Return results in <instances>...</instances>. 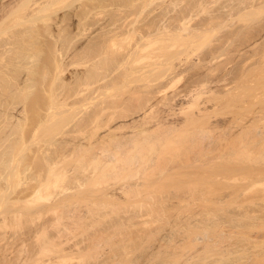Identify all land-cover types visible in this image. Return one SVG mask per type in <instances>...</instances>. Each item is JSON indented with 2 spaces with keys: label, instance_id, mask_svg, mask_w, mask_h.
I'll return each instance as SVG.
<instances>
[{
  "label": "rangeland",
  "instance_id": "374dc122",
  "mask_svg": "<svg viewBox=\"0 0 264 264\" xmlns=\"http://www.w3.org/2000/svg\"><path fill=\"white\" fill-rule=\"evenodd\" d=\"M0 1L3 2V4L0 2V6L2 7L10 2L11 4L14 2L13 0ZM86 1L87 0H68L67 4H70L67 5L68 10H63H66L67 13V11H70L73 8L72 10H77L76 13H79V11L82 12V6ZM137 1L138 2H134L135 5H137L135 6V9L138 8L139 10H141L140 8H143L145 5H148L147 7H149H144L146 9H144L145 12H143V15L139 16V18L137 17L138 19H140L138 20L139 22H137L142 26H144V22L152 21L155 18L160 19V16L164 15V12L167 10L168 4L170 5V7H168V10L170 8L173 11L167 10L169 13L167 14V12H165L167 14V17H171L172 15V17H179L178 11L179 9H181V7L176 8L177 5L176 7H174L175 5H171L174 4L172 2L173 0H156V2L154 1L155 3L153 2L152 5L148 4L149 0H147V3H145V0ZM175 1L177 0H174V2ZM180 1L182 0H179V3H177L179 4V6L182 5V7L185 4L187 6V4L189 3V14L191 16L187 11L186 14L189 15V18H191L190 22L191 20H193L192 25H190L191 23H188L190 26H194L192 28H195L200 19H204L202 20L203 22H208L206 23L208 27L203 23V26L205 25V28L203 27L204 29H202L201 21V24L198 23L199 25H197V27H201L200 29L203 32L199 33L200 31H198L197 33L199 35H196L197 33L194 32L193 33L195 35L191 33L189 36L178 34L179 37H185L184 39L182 37L181 39L176 37L177 34L173 36L176 37L172 39V44L174 43V45H172L173 47H168L171 48V52L170 50H167L165 48V51L162 50V52L164 53V55L172 53L171 56L173 55L174 57H171L169 55V58L171 57V59H169L168 63L152 72L146 71V73H141L139 71H131L130 69H126L129 71L127 72L129 76H125L127 74L125 73L126 70L124 68L127 67L120 68L121 70L119 69V72H122V69L125 70V75L123 74V72L122 74L126 78L127 83L125 82L122 74L120 76L121 78L123 77V83H121L122 79L120 80V76H115L119 73L117 71L118 69L113 71V73L111 72L112 70H110V72L112 73L111 77H115V79L119 78L120 81H118L120 84L117 81H114V83L117 82L119 85L115 83L117 85L112 86L110 89L104 88L106 92H102L100 96H98L99 91L102 90H95L96 95L94 94V96L96 97L93 98V92L90 99L91 102L87 104L85 103V105L79 104V108L77 107L76 110H79L81 112L78 114L79 116L84 112V110L90 108L92 109L96 103L98 104L100 101L102 102L104 100V97H106V94L107 98L109 99V96L111 95V97H113V95L115 96L116 94L118 96L120 90H122L121 92H125L122 93L124 101L122 98L123 103L121 102L123 105H125L124 103L129 100L132 95H136H130L131 93H129L131 89L135 88L134 85L136 86L135 89H138L140 87L139 89H144V91H147L149 87L147 88L148 85L145 83H154V86L156 84L155 87H157L158 89H161L162 87L164 89L169 85V87H167L169 90L168 93L166 92V88V93L164 92L165 96H162V92V95L157 96L156 98L154 95H158L160 93L157 92V94L155 92V94L152 93L153 95H149L148 93V96L147 93L142 94L141 97L145 98L144 95H146L147 97L154 96L153 100L155 99V102L156 100L157 103L159 102L158 104L156 103L157 105L155 104V102H153V100L150 101L151 103H149H154L153 105H156V114L155 112L152 113L155 115H159L160 122L162 121L161 124H163L164 122L166 123V126L170 127H175L174 124L176 123L178 125L180 123H178V121H181L186 117V113L183 114L186 110L182 107H187V105L192 102L190 98L192 97L191 99H193L194 97L195 99V97L199 96L202 90H204L202 92H204L205 95L202 93L203 95L201 96V100H203L205 103L203 104L202 102L199 104H203L208 107L210 106L209 108L207 107V109L210 110L212 108H216L214 106L217 105L216 111L214 109H212L211 111L208 110L207 113L211 112L208 114L205 113V111H202L203 113H201V118L206 119L209 116V119L207 118V120H202L203 122L201 120H198L196 122L197 125L201 124L199 126L202 127H198L196 123V127L194 126V124L192 126L191 123V127H189L191 129L187 130V125V129L184 126V128L187 130L185 131L188 132L187 135L185 134V131H179L180 129H184L182 128V126L181 128H177L176 126L182 136L184 137L185 134V137L187 136L188 138L187 140L183 139V141L185 140V142H183L181 139V134L177 131L178 134H180V140L183 143H181L179 139H173V141L176 140L178 141V143L174 141V143L169 144L167 142V139H170L171 135L167 133H176V131H173L174 128L172 129L171 127V131L169 132L170 127H166L164 124L160 125L165 126L163 130L165 128H168V131L167 129L164 130V133H166L167 135L166 136L164 134V136L167 137L166 142L169 145L166 143V147L165 145H163L162 147H158L157 151H160L161 149V152H159L158 154V152L155 153L156 151L152 152V150L155 148L154 145H156L158 142H163L164 138L162 141L161 139L160 141L157 140L158 142L156 141V144L153 143L154 148L152 147L150 150V152H152L151 156L153 155V153L158 154L156 155L158 159L155 157L157 161L154 164L152 163L153 166H147V168H149L148 170L145 165V169L147 172L145 170L143 171L144 166H141L138 169L136 165L134 167L130 165L126 166L127 168L125 167V169L117 168L114 170L112 168H107L103 171L97 170L95 175L89 177V179L85 178L86 180L84 182V185L82 187H78L80 189L76 188L77 190H74V192L71 191L72 193L68 192V194H64V192L61 193L59 191L61 189L60 187L55 185L54 181L56 178L53 176L49 181L48 186L43 188L44 190L42 191V194H39L38 196L35 195L36 198H33L34 195L31 196V198L29 196V200L27 199V201H25L24 203L22 201L25 200V196L20 197L19 194L24 190L23 194L25 195L24 192L26 189L22 190V186L24 188H27L26 184H24L26 183L24 180L25 177L23 178L22 175L20 176V178L22 177L21 180H24V183L19 181L20 184L22 183L23 185H19L18 189L16 188L17 190L14 191L16 187L15 185L17 184L15 182L20 180L19 176H14L13 180L17 178V181H13V184H15V187H13V199L16 197V195L17 199L15 198L16 200L13 201V204L14 202L15 204L12 206H14L15 208L12 207V224L9 228L7 226L6 228H4L5 226H3V223L1 222L3 220V217L5 216V214L3 213L5 209H2V206H4V204L0 205V264H264V0H236L237 2L235 0H216L217 2L215 0H204V4H202L203 0L202 3H200V0L199 3L197 0H192L193 4L191 3V0L188 3V0H183V3L181 2L182 4L180 3ZM245 1L246 3H244ZM162 3H164L165 7L164 5L163 7H161L160 5L158 6V4ZM249 3L252 4L250 5ZM201 4L203 6L205 5L206 9L203 10L205 6L202 7ZM62 5L63 7H61L64 8L66 6V2ZM198 5H200V7H198ZM69 6H71L72 8ZM230 6H232L234 9ZM190 7L193 8V10ZM106 8L104 12L106 13V15H108L107 17H104L106 16L104 12H102L103 14L101 17V14L97 12L98 10L94 9L95 11L97 10L96 12L97 14H99L98 17V15H94V13L96 14V12L92 10V16H95V19L100 18V21L102 20L101 22H98L96 25L94 24V27L93 25L90 27L87 26L89 30L87 29V27H85L83 30L84 24H82L83 26L80 25V29L78 28L75 31L76 33L74 34H77V43L74 47L76 48L79 43L82 45H79V49L78 47L76 49L73 47L72 53L75 52L74 54H76L78 50L80 51V49H82L83 45L86 46V42H89L87 40L92 39L90 42L93 43L94 39L96 40L103 38V34H105L104 31H106L107 29H109L108 27H110L109 21L111 20L112 16L114 18V13H117L118 11H116L115 7L113 6H111V8ZM122 8L123 10H125L126 8L127 10V7L124 8L122 6ZM174 9H177V11H175ZM63 10L60 11L59 8V11L61 13L63 12ZM162 11L163 14L161 15ZM198 12L201 14H199ZM175 14H178V16H176ZM183 16V14L180 15V17ZM194 17L198 19H192ZM75 18L77 19L78 17L76 16ZM104 18L107 20H104ZM69 21L70 20L68 19V22ZM77 21H79V19ZM106 23L107 25H109L107 26ZM0 29L3 30V27H0ZM84 31H86L85 33L87 35L84 33ZM1 34V36H5L3 33ZM182 41L187 43V45H185L184 43V45H182ZM95 43L96 42H94V44ZM94 44H92L93 47L96 46V44ZM156 46L158 47L159 45L151 46V48H149L154 50V48L152 47ZM160 47L164 46L160 44ZM120 49L117 50L120 51ZM122 49L124 52H126L124 50V47H122ZM145 50L148 53L149 49ZM160 51L158 52L157 50L155 52H158V54L162 53ZM166 51H168V53H165ZM111 53H114L115 55L117 54V51H111ZM123 53L117 55V57L119 56L121 58V55ZM44 54L46 55L45 52L43 53V55ZM114 55L112 54V58L114 57L116 59ZM119 57L117 59H119ZM195 58L197 59L195 60ZM175 63L177 64V68L175 66ZM139 64H137V67ZM170 64L171 66L172 64L173 66H175V70L174 68L173 70L172 68L166 70L168 67H165L170 66ZM135 66L136 65H134V67ZM73 68L68 70L73 74H69L66 71L67 73L65 74H68V76L63 75L64 79L69 80L68 78H70L72 82H75L76 80L79 81L81 77L86 74V71L84 70L86 68L89 69L88 66L85 67L83 65H78L77 67ZM167 71L172 72L171 75ZM41 72L42 71L39 72V75H41ZM75 73L80 77H78ZM114 73L115 75H113ZM50 74L52 75V73L49 72L48 76ZM167 74H169V76ZM177 74L181 75L177 76ZM175 75L179 79H177ZM48 76L47 73L46 77L44 74L43 77L46 79L43 78V80H45V82L49 78ZM171 76L174 77L176 81L173 78L168 80V78H170ZM136 77L139 80H137ZM202 77L204 78V81L201 80L203 79ZM127 78L131 81H127ZM194 79H198V82H195ZM171 80H173V82ZM160 81L162 82V86L161 84L160 86L157 85ZM204 82H207L206 86H201V84L205 85ZM111 83L113 84V82ZM140 84H145L144 86H146V88H144L143 85H141L143 87L141 88ZM163 85L166 86L164 87ZM154 86L152 87L153 89L155 88ZM74 87L76 88V86ZM130 87L132 88L130 89ZM187 87L190 89H188ZM195 87L197 88V90L200 89V92L197 91L198 94L195 92ZM66 88L72 89V86H70L69 84V86ZM43 89H46V85ZM124 89L125 91H123ZM182 89H184V92L190 90L194 94L192 95V92L189 91L190 95H192L191 97L189 96L187 100L185 99L186 97L181 96V98L180 96H178L177 92H181ZM126 90L130 96L127 94ZM43 91L41 89V93H43ZM174 91H176V93ZM45 92L43 93L44 95ZM172 92L177 94L176 96L178 97V99L175 98L177 101L171 100L174 99L173 97H175V94H173ZM49 94L50 93H47V97L49 96ZM125 94L128 95V97H126ZM170 94H173V97H170ZM195 94H197L198 96H196ZM209 94L211 95V97ZM166 95L168 100L171 98L169 102H166L167 99L165 100L167 104L163 101V99L166 98ZM124 96L126 97V99ZM118 97L121 98V94ZM134 97L135 96H133V98ZM209 97L210 100H208ZM99 98L103 100H100ZM179 98L181 100H179ZM183 98L185 100H183ZM114 99H116V97H114ZM199 100L200 99L196 100V102L193 101V105H196L195 103L198 104ZM201 100L199 102H201ZM171 101L175 104V106L171 103ZM178 101L179 103L181 102L180 104H182L183 101V105L185 106L180 105ZM214 101L216 103H214ZM191 105L192 104L188 105V109L186 111L187 116H189V113L191 115L193 112H196V109L199 107V105H197L198 107L193 108L192 105L191 108L193 109H189ZM169 106L172 107L170 108ZM201 106L200 109H206V106ZM168 108H173L174 112L179 108L180 110L182 109V111H184L182 113H178L180 112L178 110L175 116L174 114L176 112L171 114L170 112L173 111H170ZM76 110L75 112H73L76 113ZM118 110L122 109L120 108ZM71 111L70 113H72ZM162 112L166 113V115ZM64 114L65 113H54L53 117H50L46 122L52 120L51 122L53 123V121H56L55 118L58 119V117H60V123H62L63 118L59 115ZM117 114L119 113H116L115 116ZM141 114L138 113L136 115H139L142 119ZM153 114L151 115V119L154 116ZM148 115L149 114L147 113V116ZM127 117L129 118V116ZM133 117L135 116L132 115L130 117L131 119L127 118V120H125V117L118 116V119L123 118L122 121H120L121 119L118 121H120L119 123L126 122L127 124H131V120L137 121V117H135V119ZM155 117L156 116H154L153 118ZM164 117H173L172 119H176V117H178V119H180H176V121L171 120V122H173L174 124H170L171 122L168 121V118H166L168 123L170 124L167 125L168 123L166 122V119H164ZM35 119L36 120L34 123L33 121H31V124L33 123L35 125L32 124L31 126L41 125L37 130L34 129L36 133L38 131L40 133L42 129L44 131V128H46L48 124L51 123L50 121L47 124L45 122L41 123L40 119L39 121L37 120L38 118ZM141 119H139V121H141ZM216 120L218 121L215 122ZM136 121H134L133 123H135ZM154 121L157 122V118L153 119V121L150 122V125H153L152 122ZM57 122L58 120L55 123ZM144 122H146L147 124L149 122V119ZM44 123L47 125L46 127ZM204 123L207 125H205ZM42 124H44V128L41 129ZM209 124H212L214 128L217 126L219 127L213 129V126ZM61 125L63 124L58 125L56 135L60 131L59 129L61 128ZM70 126L71 125H67L65 127L63 126V128L64 130H66ZM206 127H209L210 129L212 128V130L207 129ZM199 128H205L206 130L202 131ZM161 130L162 128H160V131ZM31 131L33 132L32 129ZM43 131L41 133H44ZM129 131L130 129L127 131V133ZM32 132L27 133V135H31ZM106 132L107 131H102L103 134ZM175 133H173L172 136L176 137L177 133ZM40 135L42 134H39V136ZM49 135L51 136L52 133ZM59 135H61V133H59L57 137ZM156 135L157 134H155L154 137H156ZM160 135L162 137V132ZM61 136L57 139H60ZM172 138L173 137H171V140ZM158 144L156 145V147L159 146ZM162 144H165V142ZM18 148L20 149V147ZM23 148L24 150H22ZM23 148L21 149L22 155L24 154V152H26V150H28V148L31 149L32 147ZM37 148L39 147H33L32 149L37 150ZM49 148H53V150L54 148L56 149V147H46L44 149H48L49 151ZM104 148L107 149L108 147ZM147 148H150V146ZM142 149L143 148H141L140 150L141 152L143 151ZM36 150L34 151V154ZM53 150L51 149V151ZM145 150L147 151L146 148ZM30 151L28 150L26 152V155L31 157H29L30 160L24 154L28 159V162H31V159L34 161L39 160L35 162L36 164L33 161L32 164H35V166L31 164L30 168L32 167L35 171L38 170L36 171V174L39 173V171H41L42 173V169L48 167L46 166L47 163L44 160V156L40 154L42 151L37 150L36 153L39 152L38 154L43 156L40 159L44 161H40V159H38L39 156L33 159V154ZM80 151L81 150L78 151V154L76 156V152L73 153V157H75L74 159L72 157H69L68 160H70V163H72V159L74 161H77L79 158L83 157V152L79 153ZM28 152H30L31 154L29 155ZM16 153H20V151H16ZM21 153L17 154L16 158L18 160L22 158ZM144 153H142V155ZM43 154L47 156V154ZM139 154L140 157H142L141 153ZM149 157L150 156L148 152L147 158ZM26 158L23 156V161H26L24 160ZM67 158L64 162H67ZM145 160L149 161V159ZM23 161L22 163H25ZM154 161L155 160H151V162ZM28 162L26 161L25 164L28 165ZM39 162H45L43 163L44 166L41 163V170H39L37 168L38 166H36L37 163L39 164ZM22 163L21 166H24L25 164L23 165ZM144 164L146 163L144 162ZM27 165H25L24 167L29 168V165ZM69 165L71 166V164ZM175 166L178 170L179 168H182L183 171L187 170L190 171V173L183 172V174L182 172H180V174L182 173L181 175H176L178 173L175 172L179 171L175 170L172 171L174 173L173 174L171 172V169H173ZM34 167H36V169H34ZM170 167L172 168L170 169ZM166 168H169L168 170L171 172L170 175L168 174L170 172H166L167 175L165 174V171L167 170ZM31 169L28 170H30V172L32 173L33 170ZM46 169H44V172ZM162 170L165 171L163 172ZM161 171L162 174H165H163L164 176H160V178L163 177L162 181L159 179V182H165L164 184L161 183L162 185L157 182V178H159L158 174ZM30 172L28 173L31 174ZM44 172L42 174V177L46 175V173L44 174ZM144 172H146V174L148 175H145ZM33 173L30 176H33V179L29 177L31 181L29 180V178L26 179L28 180L27 184L28 182H30V188L27 189L29 192L26 190V195L30 194V190H32L31 187L39 183L38 179H36L37 182L34 179V176L36 174ZM137 176H140L141 179L142 177H144L143 180H145L142 181L143 185L139 186L142 187L141 189L143 192L141 194L139 193V191L141 192L139 187V191L135 187L132 189L130 188L129 190L134 189V191H136L133 192L134 194L129 195L126 193L122 196V194H120L122 192H119L118 194L120 196L115 194L117 197H110V194L107 193V190L111 191L119 188L120 186H124L126 188L131 182L135 183V180L136 182H138L139 180L141 181V179L137 180ZM165 176L171 179L165 180ZM154 178L155 180H152ZM149 179L151 180L149 181ZM32 180H35L36 183L32 182ZM153 181L160 184L161 186L157 188L159 185L154 183ZM148 182H152L151 184H149V188L148 184H146ZM33 183L35 184L33 185ZM153 183L157 186H155ZM30 184H32L33 186H31ZM107 186H114V189L111 187V190L110 188L106 189ZM144 187H147L149 191L145 190ZM153 188L155 189L153 190ZM129 190L127 192H129ZM136 192L139 194H137ZM23 194H21V196ZM20 198H23V200H21ZM53 204L55 205V207ZM146 204H152V206L150 207ZM167 232L168 236L171 235L169 236L170 238L168 236L166 238V236L164 235L165 233L167 234ZM161 235L165 236V238H163ZM160 237L162 238L161 240H168L167 242L165 241L167 246H164V240V244L161 243L163 246L160 244L161 240L155 241L157 239L159 240ZM176 238H179L180 240H177ZM175 240L177 241L175 242ZM8 241L10 244L7 247ZM152 244L153 247L157 246L158 249L156 247L155 249L151 247V249L150 246H152ZM147 246L149 249L147 248Z\"/></svg>",
  "mask_w": 264,
  "mask_h": 264
},
{
  "label": "bare ground",
  "instance_id": "6f19581e",
  "mask_svg": "<svg viewBox=\"0 0 264 264\" xmlns=\"http://www.w3.org/2000/svg\"><path fill=\"white\" fill-rule=\"evenodd\" d=\"M13 1L14 2L12 4H11V2L6 4V5L4 3L5 8L0 6V7H2V8H0V27H3V30L0 29V31H1L0 34L3 33L5 35V36H1L2 34L0 35L1 36L0 37V205L4 204V206H2L3 207L2 209H5L3 212L5 214V216L3 217V220L1 221L3 223V226H5L4 228H6V226L9 228L12 224L11 213H13L12 209L15 208L12 205L15 204V202L13 204V201H15L17 199L16 198L17 195L15 197L16 199L15 198L13 199V192L18 189L19 185L21 186V184L24 183L23 182L24 180L26 182L24 184H26L27 188H24L22 186V190L23 189L27 190L28 188H30V186H29L30 182H28V184H27L28 180H26V179H28L33 172H35L33 174H36V171H38V170H36V171L33 170L32 167H31L32 169L30 168V166L34 160L31 159V162L30 161L28 162V159L30 160V158H31L30 156L26 155L27 154L26 152L28 150L29 151L31 150L30 152H32L33 156L35 155L34 157L31 155L33 159L36 158L37 156H39L38 159H40L41 157L44 156V160L47 163V165L46 164L45 165L48 167H46L47 169L44 168V169H46L45 172H44V169H42L44 174L46 173L45 176L42 177L43 172L41 173V171H39V173L36 174L37 177H36V175L34 176V179L35 180L38 179L39 183L36 185L35 183L37 182V180H36V182H35V180L34 181L32 180V182H35V183H33V185L35 184V186L30 184L31 186H33V187H31L32 190H30V194L27 193L28 195H26V190H25V192H24L25 195H24L23 194L24 190L21 192L20 191L21 189L19 188L20 189L19 191L21 192L20 194L18 193L19 196L20 197L25 196L24 197L25 200L22 201L23 203L25 201H27L29 196L31 198V196L34 195L33 198H36L35 195L38 196L39 194H42V191L44 190L43 188L48 186L49 181L51 180V178L53 176L56 178L54 181L55 185L60 187V189H61L59 191L61 193L64 192V194L65 193L68 194V192L72 193L71 191L74 192V190H77L76 188H78L80 186L82 187L84 185L85 180H86L85 178L89 179V177L95 175L97 170L103 171L107 168H112L114 170L117 168H124L125 169L126 166L130 165V166L134 167L136 165V167L138 169H139V167L144 166L143 171L144 170L146 171L145 165H146V168H147V166L151 167V166H153L152 163L154 164L157 161L158 157L156 155H158L159 152H161V149H160V151L159 150L157 151L158 147H160V146L162 147L163 145H165V147H166V145L168 143L172 144L177 139H179V141H181L180 138H181L182 134L180 132L182 130L185 131L187 129V127H188L187 130H190L191 128H189V127H191V125L193 126V124L195 126V123L198 120L199 121L200 120L201 121L207 120V118L209 116L206 119L201 118L202 117L201 113H203L202 111H205V113H207L208 110L211 111L212 109H214L216 111L217 105L214 106L215 104L213 106L216 108H212L213 107L212 106L211 110L207 109L208 106L203 105L205 102L203 100H201L202 99L201 96L204 94V92H202L204 90H202L198 96L197 91H199L200 89L197 90V88H198L197 84H196L197 88L195 87V90H196L195 92L197 94H195V95L198 97H195V99L193 97L194 100L191 99L192 98L191 96L194 93L190 90L189 91L192 92L191 93L192 95H190L188 90L184 92V89H182L184 93L181 90V92L183 94L181 92H177L178 96L186 97L185 98L186 100L190 96L191 97L190 100H192V102L190 101L191 103L190 102L189 103L192 105H193V101L196 102V100H198V99H200L201 102H199L200 101L199 100L198 104L195 103L196 105H193V108L198 107L197 105H199V107L196 109V112L190 111L193 113L191 115L189 113L188 114L189 116H187L186 111L188 109V105H190V104H188L187 107H182L183 109L185 108V110H186V111L183 110L184 111L183 114L186 113V115H185L186 117L183 118L181 121H178V123L180 122L178 125H177V123L174 124L173 122H171V120L176 121V119H178V117H176V119H172V118L176 116L178 110L180 111L178 113H182L183 112L182 109L180 110V108H179L177 110L175 108L177 110V111H175L176 112L175 113L173 111V108L172 109L168 108L170 111L171 110L173 111V112H170L171 114L175 113L174 114L175 116H173L172 118L171 117H166V118H168V121L171 122L170 124L175 125V127H172V126L171 127H172V129L174 128L173 131L175 130L177 135H176V137L172 136V134L175 132L172 131L173 133H171L170 132L171 127L166 126V123L163 122V124L166 127H170L169 128L170 133H167V134H169V135H171V137H173L172 140H171V137H170V139H167V142H168L167 143L166 142L167 137L164 136V134L166 135V133H164L165 132L164 130L167 129V131H168V128H165L163 130V128L165 126H160V125H163V124H161L162 121L160 122L159 115H155L156 114L155 107L159 102L157 103V100H156V102L154 101L155 99L153 100L154 96L157 98V96L162 95V92H163L162 96H165L164 94L166 92L168 93L169 90L167 87H169V85L167 87H165L167 84L163 85L165 87L164 89H163V87L162 88L159 87L161 89H158L157 87H155L156 84L154 86V83H152V84L145 83L148 85L147 88L149 87V89L152 88L153 86L158 89L157 90L155 88L154 89L152 88L153 90L148 89L147 91L146 90L144 91V89H142V90L139 89L140 87L138 89H135L136 86L134 85L135 88L131 89L133 87L132 86V87H130L131 90L130 91L128 90V91H129V93H131L130 95L136 94V95H132L131 98L129 97L131 100L132 99L134 100V98H135V100L131 101L129 98H127L131 102L129 100H127V101L125 100L127 102V104H126V102L124 103L125 105L122 104L124 101L122 93H125V92H121L122 90H120V93L118 94V96H120V94H121V98L118 97L116 94L115 96L113 95V97H111L112 95L109 96V99L113 98V99L109 100L107 98V94H106V97H104V100L101 99L102 97L99 98L100 100H103V101L101 102L99 100L101 103L98 101L100 104L96 103L97 104V106L95 104L96 107L93 106L92 109L90 108L87 110L83 109L84 112L79 116H78V114L81 112L79 110L78 111L76 110V108L78 107L79 104L85 105V103L86 104L90 103L92 93L94 92L92 96H93V98H95L96 96H94V94L96 95V91H98V89L102 90V91H99L98 96H100V94H102V92L105 91L104 88L110 89L112 86H114V85L116 86L121 79H122L121 83H123L124 82L123 77H124L125 73L127 74V72H129L128 71L129 69L131 71L135 70V71H139L141 73H146V71L152 72V71L160 68L164 64H167L169 59H171V57L173 55L171 56L172 53L169 54L168 51L165 52L168 54L164 55L162 50L163 51H165V49L170 50L171 48H168V47L169 46L173 47L172 46V45H174V43L172 44L173 38H176V37H178L180 39H181V37L183 39L185 38L183 36L179 37L178 34H184V36H189L193 32L194 33H197L198 31H200L199 33L203 32L200 29L201 27L198 26L200 30L198 29L197 25L201 24V21L204 19H200V21L198 22L199 24L197 23L195 28H192L194 26H190V25H192V21H193V20H191V22H190L191 18H189L190 9L188 6L189 5L188 2H190V0L187 1L188 9H187L186 4L182 7L181 4L183 3V0L180 1V3L182 2L180 4L181 6H179V4H178L179 0H177L175 2H174V0L172 1L174 4H171V5H173V6L175 5L174 7H176V5H177L176 8L181 7V9H179V11H178L179 17H172L173 15L171 17H167V14H169L168 11L169 10L173 11L170 8L168 10V7H170V5L168 4V7H167L168 11L167 10L165 11V12H167V14L164 12V15H162L163 11H164V8H163V11L161 13L162 16H160L161 17L160 19L155 18L152 21L144 22L145 23L144 26H142L138 23L139 22L138 20H140L138 18H139V16L143 15V12H145L144 9L149 8V7H147L148 5H145L144 7H146V8L141 7L140 8L141 10H139L138 8L135 9V6H137V5H135L134 2H138L137 0H87L84 4L82 3L84 7L80 4L82 6L83 10H81L82 12L79 11V13L78 12L76 13L77 10H75V9L72 10L73 8L71 6H69V7H71L72 9L71 10L69 9L70 11H67V13H66V10H68L67 5H70V4H67L68 0H13ZM71 1H75V0H71ZM154 1L156 2V0H149L148 4L152 5ZM197 1L199 3V0H197ZM200 1H201L200 3H202V0H200ZM65 2H66V6H65L66 8L65 7L62 8L63 7L62 4ZM107 2H109V3H107ZM1 3L3 4V2H1ZM145 3H147V0H145ZM184 3H186V2H184ZM191 3H192V0H191ZM191 3H190V5H191ZM204 3L205 2L203 0L202 4H204ZM244 3H246V1ZM244 3H242V4H244ZM138 4H140V3H138ZM143 4H144V2H143ZM202 4H201V6L204 7L205 5L203 6ZM159 5L161 7H163L164 3L158 4V6ZM230 5H232V4H230ZM111 6L115 7V10L116 11L118 10L119 12L117 11V13L116 12L114 13L115 15L117 14L116 16L113 14L114 18L112 16L111 20L109 21L110 27H108L109 29L106 30L107 32L104 31L105 34H103V38L102 39H96L98 41H96L94 39L93 43L90 42L92 39L87 40L91 43V45L89 42H86L87 44L88 43L89 44L88 45L85 44L86 46L83 45L82 49H80L81 52L78 50V52H80V53H78V52H76V54H74L75 52L72 53V51H73L72 48L77 43V37H76L77 34L76 35L74 34V33H76L75 31L78 28L80 29V25H82V24H84V26L82 25L83 30L87 26L90 27L93 25V27H94L98 22H101L102 20L100 21V18L99 19L96 18V19H98V20H96L95 16H92V12L93 11L96 12L98 10L97 12L100 13L101 14L100 16L102 17V14H103L102 12L105 11V8L106 7L111 8ZM122 6L124 8L127 7V10H126V8H125L126 11L123 10ZM141 6H143V5H141ZM173 6H172V8H173ZM164 7H165V5H164ZM198 7H200V5H198ZM227 7H229V6H227ZM230 7H232V6H230ZM245 7H247V6H245ZM59 8H60V11L63 9H66V10L65 11L63 10V12L61 13L59 11ZM77 8H79V7H77ZM94 9H97V10L95 11ZM106 9H108V8H106ZM191 9L193 10V8H191ZM204 9H206V6H205V8H203V10ZM175 11H177V9ZM186 11L188 12L189 15L186 14ZM205 11H207V10H205ZM97 12H96V14L94 13V15H98V17H99V14H97ZM147 13H148V11H147ZM104 14L106 15L105 12H104ZM181 14H183L184 16L180 17ZM199 14H201V13H199ZM175 15L178 16V14H175ZM76 16L78 17L77 19L75 18ZM107 16L108 15H106L104 17H107ZM146 16H147V14H146ZM132 18H134V19H132ZM195 18L196 17H194L192 19H195ZM68 19L70 20L69 22H68ZM78 19H79V21H77ZM144 19H142V20H144ZM197 19L198 18H196V20ZM104 20H107V19L104 18ZM108 20H109V18H108ZM188 23L189 24L191 23V24L189 25ZM203 23L206 25V23H208V22L202 21V24H201L202 29L205 28L204 27L205 25L203 26ZM106 25H107V23H106ZM88 27H87V29L89 30ZM99 27H100V25H99ZM205 30H207V29H205ZM205 30H204V32H205ZM78 32H80V31H78ZM85 32L86 31H84V33ZM81 33H79V34H81ZM176 34H177V36L173 37ZM48 35H50V36H48ZM196 35H199V34L197 33ZM94 42H96L95 43L96 46L93 47L92 44H94ZM185 42L182 41L181 44L187 45V43H185ZM160 44L164 47H160ZM79 45H82V44L79 43ZM79 45L76 46V48L78 47V49H79V47H80ZM155 45H159L158 46L159 48L157 46L152 47V48H154V50L156 49L155 51L158 50V52L161 50L160 52H162L163 54L162 53L158 54V52H155L153 49H150L151 46H155ZM122 47H124V50L126 52L123 51ZM112 48H114L116 50H114ZM117 49H120L121 52ZM145 49H149L152 52H150L148 50V53H147V51ZM111 51H113V52L117 51V54L114 55V53H111ZM44 52L46 53V55L45 54L43 55ZM118 52H120V53H118ZM170 52H171V50H170ZM121 53H123L121 55V58L118 56L119 59H117L118 58L117 55H119ZM141 53H143V54H141ZM112 54L116 57V59L114 57L112 58ZM169 55L171 56L170 58H169ZM109 56H110V58H109ZM196 59L197 58H195V60ZM137 64H139L138 67H137ZM173 64H172V66H171V64H170V66H166L165 68L168 67L166 70H169V68L170 69L172 68V70H173V68L177 65L175 63V66H173ZM78 65L79 66L83 65L85 67H87V66L89 67V69L86 68L88 71L86 69L84 70V71H86V74H84V75L82 74L83 76L81 77V79L79 81L75 79L76 80L75 81L76 83H75V82H72L70 80V78H68V77L67 78L69 80H66L63 78V75L64 76L66 75L65 73H67V72L69 74L72 73V72L70 73L68 71L69 69H72L73 67H77ZM134 65H136L135 66L136 68L134 67ZM122 67H127V68H124L125 70L128 69V70H126L125 73H124L125 70L122 69V72L124 75L122 74L121 71H120L121 73L119 72V69ZM176 68H177V66H176ZM110 70H112L111 71L112 73H113V71L117 70L119 72L118 75L117 74L115 75L116 72L113 75H115L116 77H119L122 74L123 77L121 78V76H120V80H119V78H116L117 80L115 79V77L112 78L111 77L112 73L110 72ZM166 70H165V72H166ZM174 70H175V68H174ZM40 71L45 72V73L43 72L45 74V77H46V73L48 76V73L51 72L52 75L50 74L48 76L49 78L47 77L49 80L47 79L45 82V80H43L44 74L41 72V75H39ZM172 72L169 71L168 73L171 75ZM79 73H81V72H79ZM169 74H167V75L169 76ZM76 75L78 77H80L78 74H76ZM167 75H166V78H167ZM180 75L177 74V76H180ZM66 76H68V74ZM125 76H129V74H127ZM177 76H176V78H177ZM172 78L175 80V78L172 76L170 78H168V80H170ZM44 79H46V78H44ZM124 79L126 82L125 77H124ZM136 79H137V77H136ZM177 79H179V78H177ZM199 79H200V76H199ZM128 80H130V79L127 78V81ZM137 80H139V79H137ZM196 80L194 79L195 82H198V79H196ZM201 80L204 81V78ZM114 81H117L118 83L115 82V83H117V84H115ZM171 81L173 82V80H171ZM111 82H113V84ZM160 82L157 85L160 86V84H161V86H162V82L161 83ZM204 83H205V85L201 84V86H206L207 82H204ZM69 84H70V86H72V89L66 88L69 86ZM145 84H140V86L141 85L144 86ZM45 85H46V89L48 92L46 91V89H43L45 87ZM73 85L76 86L77 89ZM42 86H43V88H42ZM94 86L95 87L97 86V87L95 88ZM137 86H138V84H137ZM192 86H193V84H192ZM141 88H143V87L141 86ZM144 88H146V86H144ZM166 88H167V90L165 92ZM41 89H42V91L43 90L46 91V92L43 91V93L45 92V95L43 93H41ZM188 89H190V88H188ZM123 91H125V89ZM176 91H177V89H176ZM176 91H174V92L176 93ZM178 91H180V90H178ZM126 92H127V90H126ZM155 92L156 93L159 92L160 94L157 93L158 95H156ZM47 93H50L48 97H47ZM145 93H147V96H148V93H149V95L152 93L155 95L152 96L153 95L152 94L151 95L152 97H147L146 95H144L145 98L141 97V95L145 94ZM175 93H173V94H175ZM127 94H128V92H127ZM173 94H170L171 95L170 97H173L172 96ZM177 94L174 95L175 96V97H173L174 99H171L170 97H168V98H170L171 100H176L175 98L178 99V97L176 96ZM128 95L125 94L126 97H128ZM167 95H169V94H167ZM167 95H166V98L162 97V98H165V99H163L164 103L169 102V100H170V99L169 100L167 99ZM133 96H135V97L133 98ZM73 97H74V99H73ZM114 97H116V99H114ZM126 97H125V99H126ZM210 97H211V95H210ZM210 97L208 100H210ZM105 98H106V100H105ZM118 98H120V99H118ZM122 98H123V101H122ZM70 99H72V100H70ZM185 99L183 98V100H185ZM152 100H153V102H155V104L156 103L157 104L153 105L154 104L153 102H152L153 104H150L151 103L150 101H152ZM165 100H166V102H165ZM179 100H181V99L179 98ZM160 101H161V99H160ZM202 102H203V104H201V105L206 106L205 108L207 110L205 108H204L205 110H203L202 108L200 109L201 105L199 103H202ZM171 103L174 104L172 101H171ZM178 103H179V101H178ZM214 103H216V102L214 101ZM180 105L185 106V105H183V101H182V104H180ZM192 105L189 107V109H193V108H191ZM174 106H175V104H174ZM153 107H154V109H153ZM176 107H178V106H176ZM120 108L122 110H118ZM164 109H165V107H164ZM75 110H76V113H74ZM70 111L72 113H70ZM165 111H163V112H165ZM152 112H155V114H153ZM54 113L55 114L65 113L64 115H59L63 118L62 123H60L61 122V119H59L60 117H58V119L55 118L56 121L58 120L57 123H55L56 121H53V123H52L51 122L52 120H49L52 124L49 123V121L46 122L50 117H53ZM116 113H119V114H117L115 116ZM138 113H140V114L142 113L141 114L142 119L139 115H136ZM147 113L149 114L148 115L149 117L147 116ZM151 113L156 117L153 118L154 117L153 116L151 119V115H152ZM208 113H211V112H208ZM163 114L166 115V113H163ZM171 114H169V115H171ZM132 115H134L135 117L139 116L136 118L137 121L134 120V121H136L135 123H133L134 122L133 120H131L132 121L131 124L130 123L127 124L126 122L119 123L120 121H122L123 118L122 119L120 118L121 119L120 120V119H118V116L125 117V120H127V118H128L127 116H129V118H130ZM135 117H133V118L135 119ZM35 118H38L37 119L38 121L40 119L41 123H43V122H45L46 124L49 123L48 126L44 123L45 127L47 126L46 128H44L43 127L44 124H42L41 129L44 128V131L42 129V131L44 133H41L42 131L39 129L41 132L39 133V131H38L37 132L38 135H37V133L35 131L41 125L39 126L37 124L38 126H31L35 122V120H36ZM138 118L141 119V121H139ZM156 118H157V122H155L156 121L155 120L154 121L155 123L152 122L153 125L152 124L150 125V122ZM166 118L164 117V119H166ZM115 119L117 120L118 124H117ZM143 119H144V121L149 119V122L146 124V122H144ZM118 120H120V121H118ZM31 121H33L32 124H31ZM158 121H159V123H158ZM168 121L166 119L167 123H168ZM217 121L218 120H216L215 122H217ZM112 122H113V124H112ZM59 123L63 124V125L60 126L61 128L59 129L60 131L57 133V135L59 133H61L62 136L59 135L58 137L61 136V138L57 139L58 137L56 135V132H57L58 125H60ZM39 124H40V122H39ZM170 124L168 123L167 125H170ZM29 125H30L31 129L33 130L34 134L31 131ZM33 125H35V124H33ZM67 125H71V126L68 129H66L67 130L66 131V130H64L63 126L65 127ZM186 125H187V127H186ZM196 125H197V123H196ZM199 125H201V124H198L197 126L202 127ZM205 125H207V124H205ZM209 125H212V124H209ZM159 126H160V128H162L161 131H160ZM176 126H177V128L178 127L181 128V126H182V128H184V126H185L186 129L184 128V129L179 130L176 128ZM32 127H34V128H32ZM217 127H219V126H217ZM217 127H215V128H217ZM206 128L209 130H212V128L215 129L214 126L211 129L209 127H206ZM29 129H30V131H29ZM129 129H130V131L127 133V131ZM199 129L202 131L206 130L205 128L204 129L199 128ZM102 131H107V132L103 134ZM177 131L181 134V136H179L180 134H178ZM31 132H32L31 135H27V133H31ZM53 132H55V133H53ZM161 132H162V137L160 135ZM51 133H52V135L50 136L49 134H51ZM187 133L188 132H186L185 134L187 135ZM39 134H42V135L39 136ZM155 134H157L159 136L156 135V137H154ZM185 134H184V137L182 136V138H181L182 141H183V139H186V140L188 139L187 136L185 137ZM178 136H179V138H178ZM163 138H164V140H163ZM160 139H161V141L163 140V142L159 143L158 141H160ZM173 139H176V140L173 141ZM169 140H171V141H169ZM182 141H181V143L185 142V140L183 142ZM164 142H165V144H162ZM176 142L178 143V141H176ZM153 143H155V144L157 143L159 146L156 147L157 144L154 145ZM153 145L155 148L153 147ZM149 146H150V148H147ZM18 147H20V149ZM21 147L22 148L23 147H32V148L33 147L34 148L39 147V148H37V150L42 151L43 153L47 154V156L44 155L42 152L40 154H42L43 156L39 155L38 154L39 152L36 153L37 152L36 149H35L36 152L34 154L35 150L32 148L31 149L28 148V150H26V152H24V154L28 157V159H27L24 154L22 155L21 152H22V150H24V148L22 149ZM46 147H56V149L54 148V150H53V148H51L53 150V151H51V149L49 148V151H48V149H44ZM104 147H108V148L106 149ZM152 147L154 148L152 150V152L156 151L155 153L158 152V154L153 153V155L151 156L152 152H150V150ZM141 148H143L142 152L140 151ZM145 148L147 149V151L145 150ZM61 150H63V151H61ZM79 150H81L79 153L83 152V154H82L83 157L79 158V159L76 158L78 160L74 161L73 159L75 157H73V153L76 152L75 153V156H76L78 154ZM16 151L17 152L20 151V153L22 155V158H21V156H20V158L22 160L20 158H19L20 160H18L16 158L17 154H20V153H16ZM144 151H145V153L146 152L147 153L145 154ZM30 152H28L29 155L31 154ZM67 152H68V154H67ZM148 152H149V156H150L149 158H147ZM139 153H141L142 157H140ZM142 153L145 154V155L143 154L145 157L142 155ZM23 156L26 158L24 160H26L28 162L29 168L24 167L27 164H25L26 161H23ZM69 157L73 158L72 163L69 162L70 161V160H68ZM66 158H67V160H66L67 162H64ZM142 159H144V160H142ZM145 159H149V161L145 160ZM44 160L40 159V161H44ZM151 160H155V161L151 162ZM22 161L25 163H22ZM36 161H39V160H35L34 163ZM147 161L149 162V165H148ZM45 162H43V163H45ZM144 162L146 164H144ZM21 163L23 165L24 164L25 165L21 166ZM41 163L42 162H39V164L37 163V165H36V166H38L37 168L39 170H41V168H42V167L40 168V166H42ZM65 163H68V164H65ZM35 164L34 165L32 164V165L35 166ZM69 164H71V166ZM131 164H133V165H131ZM43 166H44V164H43ZM21 167H24V168H21ZM171 168L172 167H170V169ZM177 168H178V166H177ZM28 169L33 170L32 173ZM34 169H36V167H34ZM148 169L149 168H147V170ZM166 169H165L166 171L165 170H162V171L163 172L165 171V174L167 175V173L170 171L168 170L169 168H166ZM173 169H171V172L178 170V169H176V166ZM162 171L158 174L159 175V178H157L158 181L156 180L160 184L163 183V182H161L163 180V177L160 178V176L165 175L164 173H163L164 175L162 174ZM178 171L179 172H175V173H178L176 175H181L183 172L184 173H187V172L190 173V171H187V170L183 171L182 168H179ZM28 172H30L31 174H29ZM146 172H144L145 175H148V174H146ZM171 172L168 174L170 175ZM180 172H182V173L180 174ZM16 175L19 176V178L22 175V177L23 178L25 177V179L21 180V178H22L21 177L20 180H18V181H17V178L15 180H13L14 176H16ZM188 176H190V175H188ZM38 177H40V178H38ZM137 177H138L137 180L141 179L140 176H137ZM165 177H166V178H164L165 180L169 179V178H167V176H165ZM30 178L33 179V176ZM30 178H29V180L31 181ZM143 178L144 177H142L141 181L139 180L138 182H136V180H135L134 181L135 183L131 182L132 184L130 183L126 188L124 186H120L119 188L114 189V186L113 187L107 186L106 189H108L110 187L114 189V190H111V188H110L111 191L107 190V193L110 194L109 195L110 197H113V196L115 197L116 195L120 196L118 194L119 192H122V193H120V194H122V196H123V194L125 195L126 193L128 195L134 194L133 192H135L136 190L134 191V189L133 190H129V189L130 188L132 189L135 187L138 189V191L140 188L141 192L139 191V193L141 194L143 191L141 189L142 187H139V186L143 185L142 181H145V180H143ZM155 178L152 180H155ZM159 179L161 180L160 182H159ZM150 180L151 179H149V181ZM13 181H17V182H15L17 184L16 185L13 184L14 183ZM19 181L22 183L20 184ZM140 182H142V183H140ZM151 183H149V182L146 183V184H148V188L150 186L149 184H151ZM154 183H156V182H154ZM158 183H156V184H158ZM144 184H145V182H144ZM160 184H158L159 186L157 188H159L162 185V184L161 185ZM155 186H157V185H155ZM13 187H15V189ZM148 188L146 187L145 190L149 191ZM155 188H153V190ZM13 189H14V191H13ZM78 189H80V188H78ZM117 190H119V191H117ZM128 190H129V192H127ZM123 191H125V192H123ZM130 192H132V193H130ZM139 193H137V194H139ZM21 194H23V195L21 196ZM20 199L23 200V198H20ZM20 199H18V200H20ZM19 203H20V201H19ZM146 205H149L150 207L152 206V204H146ZM52 206H50V207H52ZM149 206H147V207H149ZM54 207H55V205H54ZM56 208H57V206H56ZM1 222H0V225H1ZM164 235L167 238L168 232H167V234L165 233ZM161 236L163 238H165V236H163V235H161ZM169 236H171V235H169ZM161 239L162 238L160 237L159 240L157 239L155 241H160ZM163 240H164V242L166 241V239H163ZM163 240L160 241V244L161 243L164 244ZM177 240H180V239L178 238ZM177 240H175V242ZM166 242H165L164 246L166 245ZM153 243H155V242H153ZM9 244L10 243L8 241L7 247ZM151 247H153V244H152V246H150V248ZM155 247L157 248V246H155ZM155 247H153V249H155ZM147 248H148V246H147ZM151 249H150V251H151Z\"/></svg>",
  "mask_w": 264,
  "mask_h": 264
}]
</instances>
